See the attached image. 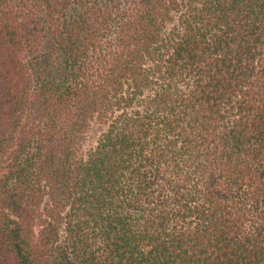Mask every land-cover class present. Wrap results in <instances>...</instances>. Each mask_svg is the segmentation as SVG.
<instances>
[{
	"label": "trees",
	"instance_id": "1",
	"mask_svg": "<svg viewBox=\"0 0 264 264\" xmlns=\"http://www.w3.org/2000/svg\"><path fill=\"white\" fill-rule=\"evenodd\" d=\"M0 264H264V0H0Z\"/></svg>",
	"mask_w": 264,
	"mask_h": 264
},
{
	"label": "rangeland",
	"instance_id": "2",
	"mask_svg": "<svg viewBox=\"0 0 264 264\" xmlns=\"http://www.w3.org/2000/svg\"><path fill=\"white\" fill-rule=\"evenodd\" d=\"M101 126L97 124V122H92V125L90 127V132L88 134V139H87V145L90 146L91 144L94 143V140L96 136L98 135L100 131Z\"/></svg>",
	"mask_w": 264,
	"mask_h": 264
}]
</instances>
